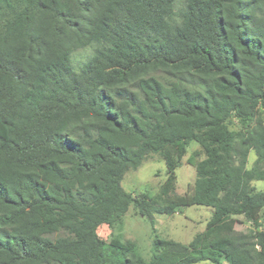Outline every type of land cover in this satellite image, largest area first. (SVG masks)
<instances>
[{"label": "trees", "instance_id": "trees-1", "mask_svg": "<svg viewBox=\"0 0 264 264\" xmlns=\"http://www.w3.org/2000/svg\"><path fill=\"white\" fill-rule=\"evenodd\" d=\"M192 142L196 177L175 194ZM150 154L167 177L134 195L122 181ZM256 180L264 0H0V264H264ZM192 205L212 208L203 231L157 233L156 214ZM131 206L151 224L148 259L98 233Z\"/></svg>", "mask_w": 264, "mask_h": 264}, {"label": "rangeland", "instance_id": "rangeland-1", "mask_svg": "<svg viewBox=\"0 0 264 264\" xmlns=\"http://www.w3.org/2000/svg\"><path fill=\"white\" fill-rule=\"evenodd\" d=\"M91 53V48L79 49L75 52V59ZM196 142H192L188 148L187 155L183 158L181 166L177 169V183L175 194H184L190 183L196 177L195 168L187 163L190 152L197 147ZM256 158L252 151L249 156L251 166ZM167 177V167L164 159L159 154L148 155L140 167L129 170L122 181L123 187L134 195L141 193H155L163 184ZM258 190H264V180H256L252 183ZM212 215V208L205 205H192L183 212H176L172 215L156 214L155 228L160 236L171 238L181 242H189L197 233L203 231L208 220ZM238 230H247L253 225L242 215L236 216ZM258 230L264 231V211L261 213L260 225ZM99 236L104 240H109L113 235L120 233L123 240H133L138 243L144 258L148 259L151 255V244L153 232L150 222L141 215L136 208L130 207L124 217L123 228L110 227L102 224L98 228ZM64 232L56 234L63 235ZM195 264H215L211 261H200Z\"/></svg>", "mask_w": 264, "mask_h": 264}]
</instances>
